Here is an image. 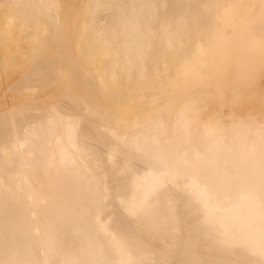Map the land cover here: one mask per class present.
I'll return each instance as SVG.
<instances>
[{
  "label": "bare ground",
  "instance_id": "1",
  "mask_svg": "<svg viewBox=\"0 0 264 264\" xmlns=\"http://www.w3.org/2000/svg\"><path fill=\"white\" fill-rule=\"evenodd\" d=\"M0 264H264V0H0Z\"/></svg>",
  "mask_w": 264,
  "mask_h": 264
},
{
  "label": "rangeland",
  "instance_id": "2",
  "mask_svg": "<svg viewBox=\"0 0 264 264\" xmlns=\"http://www.w3.org/2000/svg\"><path fill=\"white\" fill-rule=\"evenodd\" d=\"M4 77H5L4 80H8L9 79L7 76H4Z\"/></svg>",
  "mask_w": 264,
  "mask_h": 264
}]
</instances>
